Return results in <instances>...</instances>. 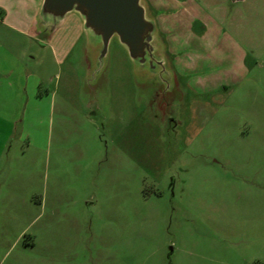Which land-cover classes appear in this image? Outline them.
I'll return each mask as SVG.
<instances>
[{"label": "rangeland", "instance_id": "obj_1", "mask_svg": "<svg viewBox=\"0 0 264 264\" xmlns=\"http://www.w3.org/2000/svg\"><path fill=\"white\" fill-rule=\"evenodd\" d=\"M145 1L168 87L115 37L97 69L74 12L33 34L24 121L0 127V264H264V0Z\"/></svg>", "mask_w": 264, "mask_h": 264}, {"label": "water", "instance_id": "obj_2", "mask_svg": "<svg viewBox=\"0 0 264 264\" xmlns=\"http://www.w3.org/2000/svg\"><path fill=\"white\" fill-rule=\"evenodd\" d=\"M70 12L78 15L90 52L95 49L97 69L102 66L109 40L115 37L133 63L151 75L165 76L166 87L174 79L145 0H40L34 32L52 33Z\"/></svg>", "mask_w": 264, "mask_h": 264}, {"label": "crops", "instance_id": "obj_3", "mask_svg": "<svg viewBox=\"0 0 264 264\" xmlns=\"http://www.w3.org/2000/svg\"><path fill=\"white\" fill-rule=\"evenodd\" d=\"M184 1H188V0H166L161 4L165 3L166 5L165 12L173 16L174 14L177 13V10H179L178 6L181 5ZM227 1L230 4L237 5L239 1L242 0H227ZM39 2L40 0L38 1V5ZM36 11L33 14L31 21L28 22L25 27L12 25L10 23H5L3 21L0 22V85H2L0 92L5 97V98L3 97L4 99H2L3 103H0L1 104L0 110H4V113L3 112L0 113V127L6 126L5 130L3 132L1 131L0 132L2 133L1 135L6 139V141L11 136V128L15 124L24 121V120L21 121L19 119L18 109H21V107L26 108L29 103V96L27 95V92L29 93V90L27 91L28 88L27 85L29 80L28 77L34 78V75L28 74L30 72H27L26 66L28 62L30 61L33 62L34 60V56L32 54V51L30 50H32L33 47L32 43L35 41L33 37V34L35 33L33 29V19L36 14ZM195 21L196 19L194 18L192 23L195 24L196 29L197 30L199 29L200 31L204 30V26L199 22H195ZM15 35H17V37L19 35H24V37L26 38L23 47L21 45L17 46V50L21 46L19 53H17V51L14 48L15 40L13 37ZM39 44L42 46V48L50 47L49 42L43 40H39ZM52 50L53 49H51V51ZM40 81L41 80H39L38 83ZM48 81H52L51 78H49ZM34 84L35 82L31 85L30 92L35 91L37 93L36 88H34ZM52 94H53V90L51 91L50 96ZM15 97H16V102L14 101ZM14 105L15 108L17 106L16 112H13Z\"/></svg>", "mask_w": 264, "mask_h": 264}]
</instances>
